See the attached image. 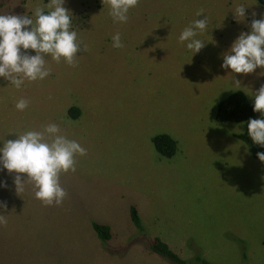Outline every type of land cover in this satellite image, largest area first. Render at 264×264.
I'll return each mask as SVG.
<instances>
[{"label":"rangeland","instance_id":"obj_1","mask_svg":"<svg viewBox=\"0 0 264 264\" xmlns=\"http://www.w3.org/2000/svg\"><path fill=\"white\" fill-rule=\"evenodd\" d=\"M49 2L5 0L0 15L35 20L36 6ZM64 7L89 51L78 53L76 67L46 57L50 75L19 89L0 77V148L18 138L13 132L56 123L87 154L76 157L74 173L61 174L62 206H45L31 185L18 195L16 174L0 164L7 204L0 215L8 220L0 226V264H264V162L236 137L246 123L216 120L223 98L240 90L254 104L264 85V69L244 75L221 67L241 32L264 19V6L139 0L127 23L114 22L103 0H65ZM205 16L208 28L196 37L205 47L194 54L179 36ZM117 32L122 49L112 46ZM21 98L29 101L24 111L15 108ZM71 108L79 112L70 115ZM160 133L177 141L173 156L155 149ZM95 223L110 227L109 240ZM156 238L183 262L152 251Z\"/></svg>","mask_w":264,"mask_h":264},{"label":"clouds","instance_id":"obj_2","mask_svg":"<svg viewBox=\"0 0 264 264\" xmlns=\"http://www.w3.org/2000/svg\"><path fill=\"white\" fill-rule=\"evenodd\" d=\"M64 3L65 0H50L46 5L36 6L35 20L28 15H0V77L17 89L25 81L36 82L50 75L46 57H51L58 64L63 61L76 67L78 53L89 51L88 45L72 30V15ZM103 4L109 7V15L114 22L127 23L130 9L137 7L139 0H103ZM234 12L238 21L245 18V6H237ZM203 13L204 10L200 9L197 17ZM208 24L207 16L194 20L182 31L179 42H186L187 49L194 54L199 53L205 47V41L196 37L207 30ZM112 39L114 48L124 47L119 32ZM28 50L36 54L31 55ZM221 67L244 75L254 73L257 68L264 69V19H254L250 33L241 32L230 51L223 54ZM235 85L239 87L241 82L235 80ZM253 96L254 112L264 114V85ZM28 106L29 101L23 98L15 103L18 111H24ZM13 133H17L18 138L4 142L0 148V164L9 175L16 174V193L20 195L26 185H31L35 197L45 206H62L67 192L60 183L61 174L74 173L76 157L85 156L86 149L62 134L56 123L43 125L40 130ZM248 135L254 143L264 147V118L248 121ZM257 156L264 162V152L257 153ZM22 174H26V178ZM3 187H7L6 182ZM0 207L7 209V204L0 202ZM7 225V215H0V226L6 228Z\"/></svg>","mask_w":264,"mask_h":264},{"label":"trees","instance_id":"obj_3","mask_svg":"<svg viewBox=\"0 0 264 264\" xmlns=\"http://www.w3.org/2000/svg\"><path fill=\"white\" fill-rule=\"evenodd\" d=\"M3 1L5 0H0V2ZM256 1L264 6V0ZM47 12L48 10H45V13ZM253 108L254 104L251 102L249 96L244 91H234L218 103L216 120L218 122L246 123V129L244 130V132L238 133L236 137L241 139L247 145L253 157L258 158L257 153L264 152V147L254 143L251 137L248 135V121L250 119H261L264 118V116H260L257 112H254ZM76 110L79 112L77 108H71L69 111L70 115L77 114ZM152 140L155 149L160 154L171 157L176 153L178 144L177 141L172 138V136L166 133H160L154 136ZM132 217L136 224H140V218L134 207L132 208ZM95 228L97 229L99 237L102 240L107 241L110 239L112 234L110 232V227L104 224L95 223ZM151 249L152 251L160 254L173 263L183 262L181 261L182 259L179 257V255L174 252L171 247L162 239L156 238L151 245Z\"/></svg>","mask_w":264,"mask_h":264},{"label":"crops","instance_id":"obj_4","mask_svg":"<svg viewBox=\"0 0 264 264\" xmlns=\"http://www.w3.org/2000/svg\"><path fill=\"white\" fill-rule=\"evenodd\" d=\"M251 100V99H250ZM251 102L253 103V101L251 100ZM262 116H264V115H262Z\"/></svg>","mask_w":264,"mask_h":264}]
</instances>
